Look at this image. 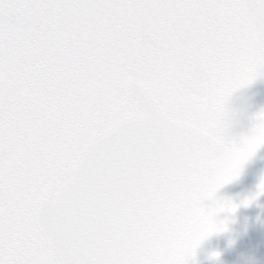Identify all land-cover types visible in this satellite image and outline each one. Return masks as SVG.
<instances>
[{
  "label": "snow or ice",
  "instance_id": "obj_1",
  "mask_svg": "<svg viewBox=\"0 0 264 264\" xmlns=\"http://www.w3.org/2000/svg\"><path fill=\"white\" fill-rule=\"evenodd\" d=\"M260 76L264 0H0V264H192Z\"/></svg>",
  "mask_w": 264,
  "mask_h": 264
},
{
  "label": "water",
  "instance_id": "obj_2",
  "mask_svg": "<svg viewBox=\"0 0 264 264\" xmlns=\"http://www.w3.org/2000/svg\"><path fill=\"white\" fill-rule=\"evenodd\" d=\"M264 108V76L258 77L253 83L238 89L231 99V113L233 117L234 134L246 132L251 126L253 114ZM264 176V146L243 166L241 174L235 180L224 184L216 193L218 199L229 198L238 207L235 212H221L219 220H227V229L215 232L204 239L196 249V255L192 258V264L204 263L212 253L217 252L222 239L228 235L242 201L255 196L258 192V184ZM248 208L264 216V193L251 200Z\"/></svg>",
  "mask_w": 264,
  "mask_h": 264
},
{
  "label": "rangeland",
  "instance_id": "obj_3",
  "mask_svg": "<svg viewBox=\"0 0 264 264\" xmlns=\"http://www.w3.org/2000/svg\"><path fill=\"white\" fill-rule=\"evenodd\" d=\"M234 235H236L234 241L237 244L229 253L227 242ZM218 252L219 257L213 256L204 264H228V253H233L234 258L236 254H244L247 258L251 257V263L264 264V219L241 206L230 230L229 239L223 241Z\"/></svg>",
  "mask_w": 264,
  "mask_h": 264
},
{
  "label": "flooded vegetation",
  "instance_id": "obj_4",
  "mask_svg": "<svg viewBox=\"0 0 264 264\" xmlns=\"http://www.w3.org/2000/svg\"><path fill=\"white\" fill-rule=\"evenodd\" d=\"M236 235H234V236H232L233 238H231L230 240H228V242H227V247H228V250H229V253H230V251L232 250V248H234L235 247V245L237 244L235 241H234V237H235ZM227 239H229V237L227 238ZM226 239V240H227ZM236 250H238L237 248H236ZM227 251V250H226ZM240 251H238V253H239ZM228 253V260H227V262H228V264H255V263H251V257H246L244 254H236L237 256L234 258V255H233V253L232 254H229ZM227 264V263H226Z\"/></svg>",
  "mask_w": 264,
  "mask_h": 264
}]
</instances>
